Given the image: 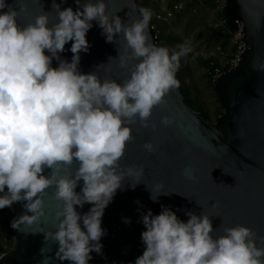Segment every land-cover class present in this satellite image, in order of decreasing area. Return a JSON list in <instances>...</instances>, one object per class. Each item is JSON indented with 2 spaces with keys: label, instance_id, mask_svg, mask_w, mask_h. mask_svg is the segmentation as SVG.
Returning <instances> with one entry per match:
<instances>
[{
  "label": "clouds",
  "instance_id": "obj_1",
  "mask_svg": "<svg viewBox=\"0 0 264 264\" xmlns=\"http://www.w3.org/2000/svg\"><path fill=\"white\" fill-rule=\"evenodd\" d=\"M76 4V10L62 8L53 0L56 23L44 12L21 26L25 6L17 10L0 0V210L22 203L24 212L11 227L29 234L25 226L46 215L45 197L54 185L59 222L54 231L31 233L58 244L60 262L89 264L93 252L103 251L105 209L127 178L135 179V189L145 173L143 165L120 163L133 139L130 125L149 126L153 108L179 86L180 60L191 49L187 42L177 48L154 44L150 9L140 8V15L126 24L108 12L106 0ZM93 21L107 42L116 43L118 34L126 42L124 53L119 52L120 66L129 70L122 83L80 70L81 53L91 47L87 33ZM69 42L71 61L61 57ZM253 67L264 70V64ZM161 122L172 121L166 116ZM144 149L156 151L151 142ZM147 189L153 202L170 194L162 182ZM85 204L92 206L81 214L77 206ZM161 208L157 215L151 209L142 215L145 250L134 264H264V237L248 226L225 227L216 236L212 217L203 211H186L185 221L171 206ZM124 222L131 223L129 218ZM44 253L41 249L39 264H52Z\"/></svg>",
  "mask_w": 264,
  "mask_h": 264
},
{
  "label": "water",
  "instance_id": "obj_2",
  "mask_svg": "<svg viewBox=\"0 0 264 264\" xmlns=\"http://www.w3.org/2000/svg\"><path fill=\"white\" fill-rule=\"evenodd\" d=\"M235 1L245 25L241 38L246 41L247 49L239 58V67L216 80L226 114L220 118L219 126L212 123L193 110L183 92L175 87L153 108L148 127L139 122L130 125L133 139L128 142L120 163L125 167L143 165L145 173L142 183L135 189L131 188L135 179L127 178L124 189L117 190L105 209L103 251L102 254L93 252L89 264H134L145 250L141 239L146 230L142 215L149 209L157 215L162 205L171 206L185 221L188 219L186 211L197 214L203 211L212 217L216 236L223 234L225 227L243 224L264 237V70L253 67L254 63L264 64V0ZM7 2L17 10L25 6L18 18L21 26L34 22L44 12L52 24L57 21L53 0ZM55 2L62 8L76 10L79 7L76 0ZM106 2L108 12L120 16L126 24L140 15L139 0ZM149 33L154 43L150 28ZM87 39L91 47L88 52L81 53L80 70L83 73L95 71L102 80L114 79L122 83L129 72L119 61L126 43L122 34H118L116 43L107 42L102 29L93 21ZM71 43L61 53V57L69 61L73 56L68 50ZM53 66H58V61L54 60ZM166 116L172 121L167 126L161 122ZM146 142H151L156 151L145 150ZM48 172L50 170H46V174ZM161 182L164 191L170 194L161 195L158 202H153L147 185L152 187ZM82 184L83 181L76 189L78 192ZM47 191L46 215L35 225L25 226L29 234L11 227L12 220L24 212L22 203L15 202L4 209L14 245L0 259V264H39L41 249L53 258L52 264H70L55 258L58 244L45 242L43 233H31L54 231L59 222L56 218L58 202L53 197L55 186ZM91 206L85 204L83 209L77 206V210L83 214ZM124 218H129L131 223H125Z\"/></svg>",
  "mask_w": 264,
  "mask_h": 264
},
{
  "label": "rangeland",
  "instance_id": "obj_3",
  "mask_svg": "<svg viewBox=\"0 0 264 264\" xmlns=\"http://www.w3.org/2000/svg\"><path fill=\"white\" fill-rule=\"evenodd\" d=\"M177 1H182L184 8L175 20L163 25L162 46L177 48L187 42L191 50L180 60L176 77L179 81L178 87L191 94L192 109L204 111L209 121L217 124L226 114V109L219 100L214 82L207 75V68L211 62L222 67L224 59L217 53L218 47H223L230 55L235 50L233 41L231 37L220 32L221 14L216 3L204 5L190 4L187 0ZM151 7L152 1L149 2V8ZM11 245L12 249L14 238Z\"/></svg>",
  "mask_w": 264,
  "mask_h": 264
},
{
  "label": "built area",
  "instance_id": "obj_4",
  "mask_svg": "<svg viewBox=\"0 0 264 264\" xmlns=\"http://www.w3.org/2000/svg\"><path fill=\"white\" fill-rule=\"evenodd\" d=\"M153 7L149 8L152 12V19L150 21V30L153 35L154 44L162 46L163 38V25L169 24L176 19L177 14L180 13L184 6L182 1L177 0H151ZM151 1H149L151 3ZM190 4L200 3V0H187ZM144 0H139L140 4H143ZM218 10L222 14L225 9L226 2L221 0L217 1ZM226 19L221 17L222 33L225 36L230 35L233 41L234 52L230 55L223 47H218L217 53L223 57L224 62L222 67L217 66L214 62L208 64L207 75L216 83L220 76L229 73L231 70L239 67V58L246 51L247 43L242 40V30L244 28V22L242 19L236 20L237 30L230 32L226 29ZM13 235L9 227L5 210H0V259L11 250V243Z\"/></svg>",
  "mask_w": 264,
  "mask_h": 264
},
{
  "label": "trees",
  "instance_id": "obj_5",
  "mask_svg": "<svg viewBox=\"0 0 264 264\" xmlns=\"http://www.w3.org/2000/svg\"><path fill=\"white\" fill-rule=\"evenodd\" d=\"M217 1H221V0H200V2H202L204 5H210V4H215ZM226 2V6L225 9L223 10L221 17L226 19V29L229 30L230 32H235L237 30V25H236V20L241 19L240 13H239V9H238V5L236 3L235 0H223ZM198 2V0H197ZM139 8H141V5L139 3ZM220 32L222 33V29L220 30ZM228 37H230V35H228ZM208 64V62H207ZM177 77V74H176ZM215 86V90L216 93L219 97L220 102L222 103L223 107L226 109V106L221 98V94L218 88V85L216 83H214ZM184 96H185V100L187 102V104L190 106V102H191V94L188 91H182ZM193 110L200 112L201 115L206 118L207 120H209L208 115L204 112V111H200L196 108H194ZM218 126H219V121H218Z\"/></svg>",
  "mask_w": 264,
  "mask_h": 264
},
{
  "label": "crops",
  "instance_id": "obj_6",
  "mask_svg": "<svg viewBox=\"0 0 264 264\" xmlns=\"http://www.w3.org/2000/svg\"><path fill=\"white\" fill-rule=\"evenodd\" d=\"M141 8H147V9H149V1L146 0L145 2H143V4H141Z\"/></svg>",
  "mask_w": 264,
  "mask_h": 264
}]
</instances>
